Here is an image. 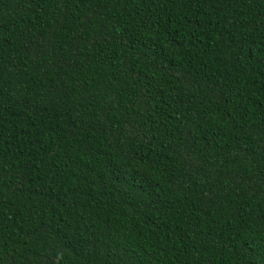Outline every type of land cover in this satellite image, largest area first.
I'll use <instances>...</instances> for the list:
<instances>
[{"label":"trees","instance_id":"trees-1","mask_svg":"<svg viewBox=\"0 0 264 264\" xmlns=\"http://www.w3.org/2000/svg\"><path fill=\"white\" fill-rule=\"evenodd\" d=\"M0 264H264V0H0Z\"/></svg>","mask_w":264,"mask_h":264}]
</instances>
